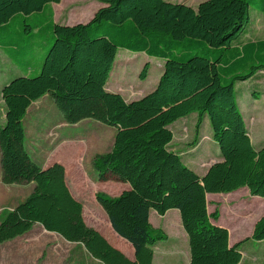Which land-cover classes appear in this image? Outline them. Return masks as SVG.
<instances>
[{
	"label": "trees",
	"instance_id": "16d2710c",
	"mask_svg": "<svg viewBox=\"0 0 264 264\" xmlns=\"http://www.w3.org/2000/svg\"><path fill=\"white\" fill-rule=\"evenodd\" d=\"M61 1L0 0V50L23 72L1 89L2 183L34 184L23 202L3 212L0 245L40 225L82 246L101 264H152L154 247L166 238L152 227L149 213L163 216L175 209L188 237V264H241L239 246L264 241V213L250 237L230 246L228 230L211 222L219 211L208 213L206 195L246 188L264 198V144L253 147L235 99L236 83L264 71V40L235 45L250 10L264 16V0H208L197 9L165 0H100L102 6L87 23L59 25L52 11L48 19H37ZM17 18L18 34L11 30ZM45 31L51 37L39 61L34 40ZM119 49L163 60L155 89L138 100L126 102L107 90ZM148 70L145 64L140 80ZM46 95L67 124L91 119L116 128L111 151L96 156L92 165L100 181L114 178L130 188L117 197L97 192L95 199L113 231L133 247L134 260L85 224L62 165L42 169L28 155L22 121L30 105ZM193 114L198 131L208 120L221 158L202 177L169 148V126Z\"/></svg>",
	"mask_w": 264,
	"mask_h": 264
},
{
	"label": "rangeland",
	"instance_id": "374dc122",
	"mask_svg": "<svg viewBox=\"0 0 264 264\" xmlns=\"http://www.w3.org/2000/svg\"><path fill=\"white\" fill-rule=\"evenodd\" d=\"M62 1L63 2L59 4H50L47 9L37 17V19L40 21L48 19L50 12L52 11L55 22L61 23L62 25L87 23L102 6L100 0ZM165 1L174 3L181 1L185 2L187 6L197 9L200 4L208 0ZM250 16L251 19L245 27V33L235 45L264 40V16L254 10H250ZM19 24L20 18H17L11 24V30L17 34L18 31L21 30ZM27 36L28 35H24V37ZM49 36L51 37V33L45 31L34 40V44H36V53L34 56L39 59V61L40 59L41 61L44 59L46 53L44 51V49H46L44 48V45ZM13 39L17 40L18 37L14 36ZM26 43H28V41L22 42V44ZM145 64H149V70L147 78L142 81L138 76ZM162 66L163 60L161 59L148 57L144 53H131L119 49L107 83L108 90L114 91L112 93H116V91L119 92L126 102L138 100L155 89L159 77L162 74ZM14 73L15 69L13 68V64L8 60L5 54L0 51V84L2 80L8 78ZM235 99L252 140V145L258 147V143L264 141V71L258 73L253 79L236 83ZM4 107L0 96V117H4L5 115ZM30 120L31 118H27L26 124H28ZM196 120L197 117L193 114L187 118L177 120L169 126L174 137L169 148L173 152L179 154L184 165L201 174L203 168L209 166L213 161V158L220 156V153L217 144L212 139V130L208 120H204L199 131L196 130ZM55 136V132L49 130L46 133V137L42 140L45 143L52 142ZM32 140L33 139H30L29 141ZM190 152H194L193 155H188ZM189 162H192L193 164H189ZM114 184L115 183L113 182L105 183L103 188L106 190L102 193H105L109 197H115L112 196L115 192L109 191L108 193L107 191L112 189ZM97 186L98 188H101L100 185ZM90 188L95 189L94 186H91ZM12 191L14 190L11 188L4 189L2 187L0 189V197L4 198L7 194L12 193ZM209 201L210 211L213 212L214 209L217 208L220 214L219 221L214 225L219 226L220 224H223L224 228L228 229L231 245L250 237L254 224L264 213V198L251 196L246 188L238 190L237 193L233 194L231 199L224 200L223 198H210ZM14 203L15 201L11 204L7 203L5 206L0 207L2 210L0 212V219L3 212L13 209L15 206ZM252 206L258 207L259 209L254 211ZM153 223L155 224V221H153ZM157 230H160V236H165L166 239L157 242L154 260L156 264H163L160 260L161 252L165 251L170 253L173 250L176 252L181 250L179 249L181 247L178 246L179 236L174 227L170 230L163 224L162 228ZM181 230L184 233L182 227ZM238 249L242 254L241 264H264V241L258 242L255 240H249L242 243ZM177 254H179L178 261H183L185 254H189L188 245L186 244L185 251L181 250L180 252H177ZM170 258L171 261L166 262V260L164 263L181 264L180 262L174 261L177 258ZM0 264L95 263L83 253V249L80 245H68L59 238L54 240L53 238H50L49 235L47 238L44 233H42L36 240L27 235L14 242L1 246Z\"/></svg>",
	"mask_w": 264,
	"mask_h": 264
},
{
	"label": "crops",
	"instance_id": "0c3cea01",
	"mask_svg": "<svg viewBox=\"0 0 264 264\" xmlns=\"http://www.w3.org/2000/svg\"><path fill=\"white\" fill-rule=\"evenodd\" d=\"M180 2L181 1H177L176 3H180ZM181 3L186 5L185 2H181ZM55 23L61 24L58 22ZM8 60L13 64L15 73L9 76L8 78L2 80L0 84V96H1L2 87L5 84H7L13 77L23 76V72L20 70V68L17 67L9 58ZM107 90H108V85H107ZM108 91L114 92L112 90H108ZM116 93L120 94L117 91ZM27 118L29 119L31 118L28 124H26ZM4 123H5V115L4 117L3 116L0 117V125H4ZM22 124L25 132L24 146L32 161L42 169H46L55 163L62 165L64 168V179L66 186L71 196L82 205V217L85 224L88 227H91L96 231H98L112 247L122 252L128 259L134 260L133 247L113 231L106 213L103 211V209L100 207V205L97 203L95 199V193L105 192L106 189H104L103 186L105 183L108 182L115 183L112 186V189L107 190L108 193L109 191L115 192L112 195L115 197L119 196L123 191H127L130 188L127 183L120 182L114 178H110L106 181H100L98 178V174L94 170L92 165V161L96 156L103 155L111 151L114 144L116 128L105 126L91 119H86L76 124H67L64 121L61 113L56 108L52 98L48 95L42 97L41 99H39L36 102H33L30 105L22 121ZM49 130H53L56 136L52 142L45 143L42 139L46 137V133ZM30 139L33 140L29 141ZM173 140L174 137L172 139V142ZM250 141H252L251 138ZM172 142L170 143L169 146H171ZM263 144L264 141H261L258 143V147L255 146L253 147L256 150H258L260 147H262ZM194 152H190L188 153V155H193ZM220 160H221L220 156L213 158L211 164ZM192 162H189V164H193ZM209 166L203 168L201 174L197 173L196 170H194V172L199 177H202L203 175H205ZM97 185H100L101 188H98ZM91 186H94L95 189H91L90 188ZM2 187L4 189L11 188L14 191H12V193L10 194H7L4 198L0 197V207L5 206L7 203L11 204L14 201H15L14 207H16L19 203L23 202L33 192L34 184L29 183L26 185H4L2 183V170L0 165V189ZM234 193H237V191L233 193H229L227 195L207 194L206 200H207L208 213L209 214L211 213L210 201H209L210 198L212 199L223 198L224 200L231 199ZM1 211L2 210L0 208V212ZM219 219H220V214L217 221H219ZM153 221H155V224L153 223ZM217 221L211 220L213 224H216ZM149 222L154 229H161L163 224L167 226V228L170 230L172 227H174L179 236L178 246L181 248L179 247L178 248L185 251L186 244L188 245V237L186 233L185 232L183 233L181 230L182 225H181L179 211L172 209L167 211L163 216H159L155 211H150ZM219 227L224 228V225L220 224ZM42 233H44V235L47 238L49 235V237L53 238L54 240L59 238L68 245H76L66 242L57 234L46 232L40 225H34V227L27 234L18 237L15 240L6 242L0 245V247L7 243H11L18 239H21L27 235L31 236L34 240H36L38 236H40V234ZM229 245L233 246L230 244V235H229ZM80 247L83 249V253L86 254L89 258H91L87 254L85 249L82 246ZM155 248L156 246L154 247V257L152 264H156L154 260ZM181 250H178L176 252H174L173 250L170 253L163 251L160 253V260L162 261L163 264H165L164 262L166 260H167L166 262H169L171 261L170 257H173L174 259L177 258L176 260H174L176 262H180L181 264H188L190 258L189 254L188 255L185 254V258L183 261H178L179 254H177V252H180ZM93 261L95 264H101L96 260Z\"/></svg>",
	"mask_w": 264,
	"mask_h": 264
},
{
	"label": "water",
	"instance_id": "95a60500",
	"mask_svg": "<svg viewBox=\"0 0 264 264\" xmlns=\"http://www.w3.org/2000/svg\"><path fill=\"white\" fill-rule=\"evenodd\" d=\"M59 25H61V24H59Z\"/></svg>",
	"mask_w": 264,
	"mask_h": 264
}]
</instances>
